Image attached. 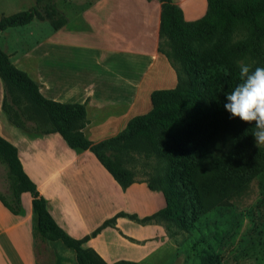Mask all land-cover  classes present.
<instances>
[{"label":"trees","instance_id":"obj_1","mask_svg":"<svg viewBox=\"0 0 264 264\" xmlns=\"http://www.w3.org/2000/svg\"><path fill=\"white\" fill-rule=\"evenodd\" d=\"M43 1L35 0L27 10L2 15L0 32L34 19L49 20L54 30L63 26L66 18L58 15L54 5L39 10ZM157 1L159 39L166 36L172 43L188 68L187 76L178 78L173 88L153 90L148 112L133 116L116 135L98 142H92L83 132L88 122L85 103H62L45 97L40 84L18 68L0 47L1 109L11 124L32 135L56 132L70 148L93 152L122 188L145 181L165 198L164 208L143 218L117 213L92 236L112 225L118 216L140 223L163 221L188 231L200 215L254 177H260V191L264 194V146L255 145L254 125L231 117L224 109L225 94L240 83L237 56H248L253 69L264 67V0H207L205 13L194 20L185 19L173 0ZM233 31L242 35L234 46L213 54L192 48L194 40H207L213 32ZM158 51L162 52L160 43ZM139 160L152 168L142 177L135 170ZM160 161L167 162L162 174L156 173ZM0 163L5 166L9 189L8 195L0 192V202L17 215L21 210L20 193H30L34 240L44 244L61 240L75 251L78 264H109L93 248L83 245L90 235L72 237L55 223L43 196L24 172L17 148L1 135ZM200 261L217 264L218 257L206 250ZM111 264L141 263L118 260Z\"/></svg>","mask_w":264,"mask_h":264},{"label":"crops","instance_id":"obj_2","mask_svg":"<svg viewBox=\"0 0 264 264\" xmlns=\"http://www.w3.org/2000/svg\"><path fill=\"white\" fill-rule=\"evenodd\" d=\"M66 4V23L12 62L40 84L45 97L85 103L88 122L83 132L98 142L116 135L133 116L148 112L152 85L172 88L177 74L158 51L157 0H67ZM68 9L76 10L67 13ZM80 21L86 22L92 40L87 48L75 51L72 45L79 40ZM27 56L32 70L21 61ZM2 99L0 80V135L17 148L22 168L43 196L47 211L72 237L90 235L120 212L143 218L165 207L162 192L150 189L145 181L122 188L90 150L70 148L56 132L32 135L14 126L1 109ZM20 200L17 215L0 202V264L40 260L78 264L75 251L61 240L45 244L34 240L30 193H20ZM177 230L172 223H140L118 216L83 245L109 264L118 260L181 264L185 252L182 233L179 239L173 237ZM37 255L44 257L39 260Z\"/></svg>","mask_w":264,"mask_h":264},{"label":"rangeland","instance_id":"obj_3","mask_svg":"<svg viewBox=\"0 0 264 264\" xmlns=\"http://www.w3.org/2000/svg\"><path fill=\"white\" fill-rule=\"evenodd\" d=\"M173 1L181 8L183 16L187 20L201 17L207 8V0ZM66 3L67 0H44L38 7L39 10L43 11L44 6L54 5L60 10L58 15L64 16ZM34 4L35 0H0V17L27 10ZM75 10L68 9L67 13ZM72 24L73 22H71ZM85 24L86 22L80 21L78 26L75 25L80 30L78 31L79 40L72 45L75 51L85 49L91 43L92 37L89 36V27ZM51 30L52 25L49 20L34 19L26 25L7 28L0 32V47L10 55L11 60H15L29 52L37 43L44 41ZM241 39L242 35L238 31L226 34L213 32L207 40H194L192 48L195 51L213 54L218 49L236 45ZM159 43L163 52L160 53L175 69L177 81L178 78H186L188 68L172 43L166 36L159 39ZM21 61L29 70H32V61L29 56L24 57ZM236 61L238 64L251 65L252 63L248 56L243 53L237 56ZM155 86L152 85L154 90ZM156 167L158 170L156 173L162 174L167 167V162L160 161ZM135 170L138 177H142L145 171L150 172L152 168L142 165L139 160ZM259 181L260 177H254L243 187L237 188L225 197L222 203L200 215L190 230H182L183 232H180V229L177 230L178 235L174 234L173 237L179 239V233L183 235L185 253L181 264H201L200 256L206 250L217 254V264H264V194L260 191ZM0 192L5 195L9 194L6 169L1 163ZM40 250H42V246ZM37 257L40 260L44 255H37ZM46 263V260L39 261V264Z\"/></svg>","mask_w":264,"mask_h":264},{"label":"clouds","instance_id":"obj_4","mask_svg":"<svg viewBox=\"0 0 264 264\" xmlns=\"http://www.w3.org/2000/svg\"><path fill=\"white\" fill-rule=\"evenodd\" d=\"M239 77L240 83L225 94L224 109L231 117L254 125L255 145L264 146V67L239 63Z\"/></svg>","mask_w":264,"mask_h":264}]
</instances>
